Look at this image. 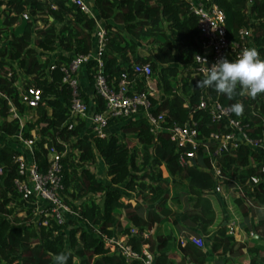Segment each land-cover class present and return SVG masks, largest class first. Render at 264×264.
Returning a JSON list of instances; mask_svg holds the SVG:
<instances>
[{"label":"trees","instance_id":"1","mask_svg":"<svg viewBox=\"0 0 264 264\" xmlns=\"http://www.w3.org/2000/svg\"><path fill=\"white\" fill-rule=\"evenodd\" d=\"M87 1L93 5L106 32L107 40L99 59L108 84L114 86L122 72L131 76L132 64L148 63L151 81L157 90L150 101L155 106L153 111L163 113L165 124L183 122L190 107L197 104L198 96L207 94L230 109L232 104L242 103L243 113L236 115L231 111V116L246 125L250 137H264V94L255 99L237 96L229 100L213 89L195 88L197 81L204 77L189 79V65L193 53L199 51V41L196 18L186 2ZM212 1L224 15L227 40L237 42V31L250 28L252 46L264 59V0ZM0 6H3L0 9V264H54V255L68 251L71 252L68 264H142L135 259L128 262L104 245V236L121 235L133 250L140 252L145 242L142 226L133 216L124 213L129 205L121 201V193L115 188L119 185L129 191L146 190L145 196L151 201L158 200L160 206L167 198L178 203L179 194L186 193L192 209L182 212L180 219L189 218L197 223L205 236L215 222L207 250L217 257L224 256L223 264L227 263L230 252L241 251L244 243L236 241L235 235L246 210L242 209V198L229 193L228 183L232 179L242 188L245 197L264 204V171L258 163L262 157L243 145L211 153L223 174V179L217 183L203 168L210 165L203 152L196 151L193 161L180 166L175 143L165 132L153 136L142 117L108 119L107 134L103 137H82L83 120L74 121L72 128L66 129L64 122L68 118L70 94L60 82L58 68L66 65L72 56L91 50L93 18L68 0H0ZM25 9L27 19L20 16ZM38 21L43 27L36 26ZM15 25L21 29L19 34L7 32ZM39 53L53 54L52 58L39 62ZM50 64L52 69H49ZM94 68L95 60L91 59L85 65L90 87ZM7 71L11 72L9 77L4 76ZM17 73L23 77V86L37 87L41 91L40 101L33 108L18 101L13 84ZM142 88L143 84L136 79L134 89ZM80 96L88 111L103 110V101L93 90L88 95L81 86ZM8 101L22 121L20 128L18 119L9 117ZM26 111H31L28 116H25ZM192 115L198 120L201 134L217 130L203 110H195ZM115 125V131L109 130ZM17 130L22 138H34L32 157L40 171L45 166L44 143L53 144L57 151H65L61 158L60 194L74 214L65 215L61 222L50 216H40L34 221L31 207L22 209L21 200H17L12 183L16 176L12 156L22 150L7 142ZM210 150L213 152V147ZM98 159L104 166L109 186L92 171ZM161 167L166 176L162 175ZM21 210L22 216L17 214ZM223 220L225 224L221 225ZM133 224L138 225L134 233L130 231ZM260 224L264 226V215L257 220L255 228ZM250 241L258 240L251 237ZM166 242L167 238L163 237L159 247ZM180 250L195 263L204 262V250L189 240ZM255 251L247 247L246 252L251 254L248 264H258L259 260L264 264V255L257 259ZM166 258L164 252H158L154 262L164 264ZM244 258L246 255H239L236 264Z\"/></svg>","mask_w":264,"mask_h":264},{"label":"built area","instance_id":"2","mask_svg":"<svg viewBox=\"0 0 264 264\" xmlns=\"http://www.w3.org/2000/svg\"><path fill=\"white\" fill-rule=\"evenodd\" d=\"M76 8L87 14L94 20V28L91 35L93 40L92 48L85 54H76L72 56L69 62L59 66L61 72L60 82L69 89L68 118L64 122L66 129H71L73 122L83 120L82 137L90 138L92 136L103 137L107 134V123L110 118L135 119L142 117L148 124V131L156 136L165 132L168 138L177 146V162L180 166L193 161L196 151L203 152L209 160V167H203L209 171L215 182L220 183L223 179L215 158L211 155L227 148L234 149L240 145L246 146L259 154L262 159L258 161L261 170L264 171V137L253 138L248 135L246 125L231 116L229 106L222 105L218 100L212 99L207 94L198 96L197 104L190 107L187 118L179 123L172 121L165 124L164 115L161 112L153 111L155 106L151 103L150 97L156 92V88L151 81V70L148 63H134L131 65V76L122 72L114 86L107 83L101 70V61L99 53L104 49L107 36L98 19L93 5L87 0H68ZM186 2L189 11L196 18V28L198 32L199 51L194 52L189 65L191 69L189 79L202 76L207 67H211L218 59L224 57L235 60L241 54L243 49L250 48L251 30L250 28H240L237 31L238 41L227 40L225 36L224 15L212 0H183ZM3 6H0L2 9ZM21 18H28V10L20 13ZM95 60V68L92 73L91 89L103 101V110L101 112H90L86 103L80 96L81 83L78 78V72L85 68L86 63ZM206 63H205V61ZM53 65H49L52 69ZM10 71L4 76L9 77ZM138 79L143 84L141 90H135V80ZM23 77L17 73L14 86L17 89L18 101L26 106L35 107L41 98V91L37 87L23 86ZM8 113L10 118H16L19 122V128L22 121L19 120L18 113L10 101ZM186 106V103L184 104ZM203 110L212 123L217 126L216 131H209L201 134L198 130V120L193 118V111ZM8 139H14L22 145L24 151L12 156L15 164L16 176L12 183L16 193L17 200H21L24 206L31 207V213L35 216L34 221L40 217H52L56 222H61L65 215L74 214L69 207L63 203L61 198V158L65 151H57L53 144L44 143L45 148V166L40 171L39 166L32 157V145L34 138H22L20 130L9 136ZM187 146L188 149H182ZM213 147V152L210 148ZM1 172V169H0ZM255 181L254 178H251ZM229 193L241 197L245 207L258 208L264 214V204H259L252 198L244 196L242 188L237 182L229 179ZM215 190L218 188L215 186ZM31 199V200H29ZM45 220H43V223ZM133 233L135 230L132 228ZM97 232V231H96ZM250 235H252L250 233ZM191 243L200 246L202 241L198 238H191ZM104 245L109 250H115L124 257L126 261L140 260L142 264H151L152 256L149 252L141 248L137 252L125 242L123 236H104Z\"/></svg>","mask_w":264,"mask_h":264},{"label":"crops","instance_id":"3","mask_svg":"<svg viewBox=\"0 0 264 264\" xmlns=\"http://www.w3.org/2000/svg\"><path fill=\"white\" fill-rule=\"evenodd\" d=\"M48 19L50 20L51 18ZM78 77L82 88H84L85 91L86 89L90 90L91 94L92 89L87 80L85 68L80 70ZM105 180H107L106 177ZM115 188L121 193V201L129 205L128 208L124 210V213L127 212L128 216H133L134 220L139 223V226H142L141 235L145 238V242L141 245V248L151 254L153 264H155L154 259L158 252H164L167 255L164 264H197L187 255L184 256V253L180 250V246H183L186 240L190 241L193 237L202 241L200 246L194 244L196 247L204 250L205 259L202 264H223L222 258H224V256L217 257L207 250V240L211 237L216 228L215 222L210 226L209 235L205 236L200 231L197 223H194L189 218L180 219V214L182 212L192 209L189 203V196L186 193L182 192L179 194L178 203L171 198H167L160 206L158 205V200L151 201L145 196L146 190L135 189L129 191L122 185L115 186ZM242 209H244V211L246 210V216H244L242 223L238 225V234L235 235V240L243 241L244 246L241 251L230 252L227 256L228 261L226 264L238 263L237 258H239V255L243 254L246 255V258H244L240 264H248L251 254L246 252L247 247H251L253 250L256 249L255 252L258 253V255L255 254V257H257V259L264 255V237H260L261 233H264V226L260 224L255 228L257 220L264 214H262L258 208L254 207L248 208L243 206ZM217 217H219V213L216 211V218ZM122 219L128 221L125 217ZM224 224L225 220L221 222V225ZM137 226L138 225L133 224L132 228L136 231ZM244 228L247 232L244 231ZM250 233L252 235H250ZM115 236L120 237L121 235ZM163 237L167 238V242L160 248L159 242ZM251 237L258 241L252 243L250 241ZM258 264H261L260 260Z\"/></svg>","mask_w":264,"mask_h":264},{"label":"clouds","instance_id":"4","mask_svg":"<svg viewBox=\"0 0 264 264\" xmlns=\"http://www.w3.org/2000/svg\"><path fill=\"white\" fill-rule=\"evenodd\" d=\"M195 88L213 89L229 100L237 96L255 99L264 94V59L255 47L243 49L235 60L222 57L206 68L204 78L197 81ZM231 111L241 115L243 104H232ZM70 256V251L56 254L53 256L54 264H68Z\"/></svg>","mask_w":264,"mask_h":264},{"label":"rangeland","instance_id":"5","mask_svg":"<svg viewBox=\"0 0 264 264\" xmlns=\"http://www.w3.org/2000/svg\"><path fill=\"white\" fill-rule=\"evenodd\" d=\"M36 26L39 27V28L43 27V23L38 21L36 23ZM20 30H21L20 27L15 25L14 27H10L7 32L14 33V34H19ZM52 54L53 53H39L38 54V61L41 62L44 58H52V56H51ZM82 69H84V68H82ZM86 91H87V94L90 95V90L86 89ZM28 112H31V111H28ZM28 112L27 111L25 112V116L29 115ZM116 128H117V125L111 127L109 130L115 131ZM7 142L12 144V145H14V146H16L20 150L24 151L22 145H19V143H17V141H15L14 139H7ZM131 144L132 143L128 142V146H131ZM103 167L104 166H103L102 162L100 161V159H98V161L95 163V165L92 166V171H93L94 175L96 176V178L101 179L104 182V185H107L108 183H107V180H105V173H104V168ZM161 173H162V175H165V176L167 175V173L165 172V169L163 167H161ZM22 209H24V208H22ZM237 209L240 210V208H237ZM17 214L22 216L23 215V211L21 210ZM260 237H264V233H261Z\"/></svg>","mask_w":264,"mask_h":264}]
</instances>
